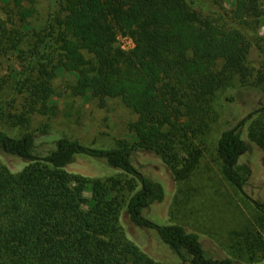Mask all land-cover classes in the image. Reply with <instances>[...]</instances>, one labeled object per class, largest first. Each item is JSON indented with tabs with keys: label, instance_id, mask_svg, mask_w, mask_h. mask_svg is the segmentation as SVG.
<instances>
[{
	"label": "trees",
	"instance_id": "1",
	"mask_svg": "<svg viewBox=\"0 0 264 264\" xmlns=\"http://www.w3.org/2000/svg\"><path fill=\"white\" fill-rule=\"evenodd\" d=\"M38 2L0 0V13L15 15H0V60H17L0 75V119L22 128L32 113L56 115L53 79L64 71L75 76L71 96L88 95L101 104L119 98L138 118L130 124L132 144L120 140L114 148H96L64 135L43 155L36 153L33 131L12 135L0 128V148L28 161L19 171L0 164V264H155L127 238L120 222L125 205L135 224L155 230L183 260L241 264L208 256L199 234L183 225H160L144 214L165 192L138 171L132 151L158 154L178 179L191 174L217 118L219 92L252 75L245 33L204 14L208 0H49L44 17ZM260 6V0H241L236 16H259ZM119 34L135 45L123 49ZM15 103L19 112L8 109ZM252 116L223 130L216 143L222 173L239 189L249 173L239 162L248 149L239 127ZM251 122L249 135L264 151V120ZM77 154L104 158L131 178L70 172ZM253 202L263 226L264 202ZM243 236L239 243L249 252L264 251L262 234L247 229Z\"/></svg>",
	"mask_w": 264,
	"mask_h": 264
},
{
	"label": "rangeland",
	"instance_id": "2",
	"mask_svg": "<svg viewBox=\"0 0 264 264\" xmlns=\"http://www.w3.org/2000/svg\"><path fill=\"white\" fill-rule=\"evenodd\" d=\"M260 1V15L245 16L244 19L236 16V4L241 0H218L217 4L208 0L209 3L203 5L204 14L216 16L225 25L245 33L250 43L249 67L252 75L245 84L238 83L232 89L219 92L217 118L202 138L204 151L191 174L178 179L158 154L145 150L132 151V162L138 171L162 184L165 192L162 201L144 208V214L160 225H183L199 234L208 256H229L241 264H264V251L251 253L245 242L239 243L247 229L264 237V225L260 226L258 222L259 211L253 202H264V151L249 135L252 119L264 120V80H260L264 76V54L260 53L264 47V0ZM37 7L38 13L44 17L50 7L49 0H39ZM4 11L0 15L8 19L10 13ZM10 15L15 18L14 13ZM121 35L117 36L120 46L123 43ZM14 67H17L16 59L2 58L0 75L9 74ZM74 80L75 76L69 72L56 74L53 84L58 93L57 114L32 113L30 124L22 127L35 133L36 153L45 154L54 147L56 139L64 135L96 148H114L120 140L132 144L134 132L130 124L138 115L119 98H107L101 104L97 98L88 95L71 96L70 86ZM12 105L8 109L14 112L21 108L18 103ZM250 113L252 119L239 127L248 144L239 162L249 167L246 182L239 189L222 173L216 143L223 130L236 126ZM0 128L12 135L21 134L24 130L19 126H10L4 119H0ZM27 162L19 155L0 148V164L12 171L21 170ZM67 169L89 178L105 179L119 175L124 182L131 178V175L112 167L106 159L86 154H77ZM85 195L91 197V192L88 190ZM120 222L127 238L155 264H192L164 243L155 230L135 224L126 205L121 211Z\"/></svg>",
	"mask_w": 264,
	"mask_h": 264
},
{
	"label": "built area",
	"instance_id": "3",
	"mask_svg": "<svg viewBox=\"0 0 264 264\" xmlns=\"http://www.w3.org/2000/svg\"><path fill=\"white\" fill-rule=\"evenodd\" d=\"M120 39L123 42L121 45L123 49H130L135 45L133 39L129 36L121 35Z\"/></svg>",
	"mask_w": 264,
	"mask_h": 264
}]
</instances>
